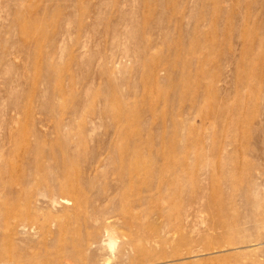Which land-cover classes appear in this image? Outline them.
I'll return each instance as SVG.
<instances>
[{
    "label": "rangeland",
    "instance_id": "rangeland-1",
    "mask_svg": "<svg viewBox=\"0 0 264 264\" xmlns=\"http://www.w3.org/2000/svg\"><path fill=\"white\" fill-rule=\"evenodd\" d=\"M15 263L264 264V0H0Z\"/></svg>",
    "mask_w": 264,
    "mask_h": 264
},
{
    "label": "bare ground",
    "instance_id": "bare-ground-1",
    "mask_svg": "<svg viewBox=\"0 0 264 264\" xmlns=\"http://www.w3.org/2000/svg\"><path fill=\"white\" fill-rule=\"evenodd\" d=\"M129 166V165H128ZM131 166V165H130ZM68 261H70V260H68ZM15 264H18V263H15Z\"/></svg>",
    "mask_w": 264,
    "mask_h": 264
}]
</instances>
